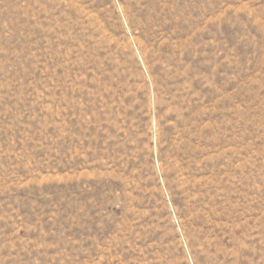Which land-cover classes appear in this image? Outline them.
Returning <instances> with one entry per match:
<instances>
[{
	"label": "rangeland",
	"instance_id": "rangeland-1",
	"mask_svg": "<svg viewBox=\"0 0 264 264\" xmlns=\"http://www.w3.org/2000/svg\"><path fill=\"white\" fill-rule=\"evenodd\" d=\"M0 264H264V0H0Z\"/></svg>",
	"mask_w": 264,
	"mask_h": 264
}]
</instances>
